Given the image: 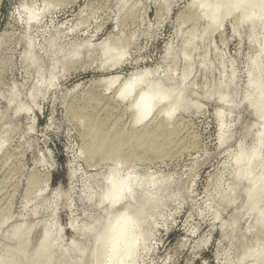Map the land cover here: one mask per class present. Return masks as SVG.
<instances>
[{"label": "rangeland", "instance_id": "obj_1", "mask_svg": "<svg viewBox=\"0 0 264 264\" xmlns=\"http://www.w3.org/2000/svg\"><path fill=\"white\" fill-rule=\"evenodd\" d=\"M124 1L126 7L121 0H0V127L8 132V147L0 153V219L10 217L4 227L7 230L0 231L2 239L16 224H33L36 228L29 240L35 247L41 239L40 226L54 222L63 228L64 242L69 243L75 238L69 230L71 220L82 226L104 215L105 206L101 209L98 201L84 198L92 190L103 189L102 179L112 166L114 153L99 149V139L92 136V130L108 131L124 125L129 129L132 111L126 109V103L118 105L113 100L117 88L107 91L104 84L94 83L96 79L110 74L127 77L134 71L157 68L158 77L171 74L178 85L185 67L184 41L192 29L198 33L204 29V20L195 10L186 12L190 0H171L169 10L161 0ZM44 5L49 10L41 22L29 27L28 18L41 13ZM132 9L134 14L127 15ZM182 14L185 19L180 22L178 16ZM235 19L229 18L221 30L192 52L187 95L199 110L180 113V127L166 132L156 145L139 148L133 140L120 148L119 158L126 167L135 165L138 175L151 174L176 183L171 191L176 195L173 202L154 219L155 250L149 259L155 264L237 261L256 237L254 230L247 231L254 216L240 209L245 202L241 189L235 206L219 198L220 192L226 193L233 186L232 156L240 143L246 149L252 147L257 128L252 113L240 101L249 81L248 60L256 56L258 48L249 42L248 27L240 26L236 32ZM115 29L117 35L130 41L126 46L128 56L118 68L102 70L99 44ZM74 48L81 49V57L64 65L62 58ZM28 50L30 60L25 62ZM204 62L206 69L202 67ZM234 71L231 93H241L235 99L240 105L229 119L231 142L223 150L218 146L215 115L219 103L216 96L210 100L206 94ZM53 75L56 78L50 89L31 99L35 86ZM16 107L22 110L20 115ZM38 191H43L40 198ZM35 208L40 212L33 216ZM55 212L57 218L52 217ZM223 233L228 237L223 239ZM9 240L1 241L0 249L11 245ZM5 247L1 253L8 252L10 247Z\"/></svg>", "mask_w": 264, "mask_h": 264}, {"label": "bare ground", "instance_id": "obj_2", "mask_svg": "<svg viewBox=\"0 0 264 264\" xmlns=\"http://www.w3.org/2000/svg\"><path fill=\"white\" fill-rule=\"evenodd\" d=\"M169 1L171 0H161V5L167 10H169V6H170ZM189 2L191 3V0ZM190 3L186 9V12H191L192 10H195L196 13H199V18L201 20H204L206 25L204 29L200 31V33H198L195 28L189 31L188 37L184 41L183 58L185 61V67L183 74L180 78V81L176 86L173 82L174 77L171 76V74H168L165 77L163 76L156 77L152 81L153 84L159 81V83L161 84V89L158 90H162L166 94L171 92L173 94V97H175L177 91L182 93V99L178 101L177 104H169L167 106L168 108L178 106V111L174 114V118L169 119L168 117L163 115V112L167 110L165 105L158 100L152 99L151 95H149L144 100L143 105H140L139 95H136L134 97H129L127 100L118 99L117 93L120 86L117 87V89L114 92L115 95L113 96V100L118 105H124V103H126L128 105L126 109L127 110L129 108L131 109L132 118L129 124L130 128L127 129L126 127L127 125H124L120 129L115 126L113 128L111 127L110 130L112 131L110 130L106 131V129L103 127H102L103 128L102 131L101 128L97 130L96 129L92 130V136H94L95 138L98 137L99 139L98 140L99 149L101 150L108 149L106 151L107 153H114L112 155L114 156V160L116 158H119V156H121L120 148H124L126 145H129L130 141L134 140L135 142H137L138 143L137 147L139 148H142V146H147L152 144L156 145V142L162 138V135H164L166 132L172 133L178 128L179 126L178 118L179 115H181L180 113L187 112L191 108L199 110L200 107L196 106L194 103L192 104L187 95V92H189L188 81L192 74L191 68L193 66V62L191 60L192 52L197 48L199 44L206 42L211 38V36L214 33L221 30L224 27L225 22L233 16H236L235 20L237 23L236 25L238 26V28H236V32L239 33L240 26L248 27L249 42L251 45L258 48V52L256 56H253L248 60L249 81L247 83L246 91L242 94L240 101L241 104H244L250 110L252 116L256 121L255 125H257L256 126L257 128L253 126L251 128V129L255 128V137L252 147L257 143L259 139V133L261 131H264V120H261V115H262L261 94L262 91H264V62L258 59V54L260 52V42L262 39H264V37H262V30H261V20H260L261 10L259 7L260 0H246L247 6L238 12L234 10H217L215 8L205 9L203 12H201V10L197 8L190 7ZM208 3L210 5H214L215 3H217V0H208ZM120 4H122V7H126L124 0H121ZM44 6L45 7L41 13L39 14L33 13L28 18L27 24L29 27L31 25L36 26L39 22H41V17L49 10V7L47 5ZM217 13H219L221 16H223L226 13L227 18L223 19L222 24L220 26L218 27L214 26L211 29H209L207 22L203 17H205L207 14L216 15ZM133 14H134V9L130 10L127 15H133ZM178 18L180 22H183L185 16L184 14H182L178 16ZM116 31L118 30L115 29L112 34L107 36L99 44V49H101L102 62L101 61L100 62H101L102 70L107 68L108 70L112 71L115 68L121 66L122 63H120L118 58L119 53L125 50L128 43H130V41L127 42L125 39L120 37V35H117L118 32ZM53 46L54 45L52 40L50 41L49 47L52 48ZM87 47H89V45ZM80 48L78 49L74 48V50L70 54L65 55V58H62V63L64 65H68L74 62L73 60L75 61L79 60V58L81 57L79 55V52H81ZM169 50L170 48H168V51ZM30 51L31 50H28L24 53L25 62H28L30 60ZM168 51L166 58L169 55ZM89 57L92 56L90 55ZM254 60L255 63H253ZM115 65H119V66H115ZM202 67L205 69L207 68L206 62L202 63ZM138 71H142V70H138ZM152 71L154 73L159 72L157 68H155ZM38 76L41 77V79L43 77L42 68H40V66L38 67ZM115 76H121V75L118 74L104 75L101 76V78L96 79L94 83L98 85L104 84V87L107 90L111 85V78ZM55 78L56 75H53L52 79L49 81L44 82L41 80V84L36 85L33 92L30 94L31 99H35L36 97H38V94H40V92L42 91L47 92V90H49L50 87L52 86ZM235 78H236L235 71L230 75L229 78L227 77V75L223 76L221 82L218 84H214L212 86V89L208 90L206 94V97L209 99L213 98V96H216L217 101L219 103V108L215 111V115L217 118V131L219 135L218 146L220 147V149L222 148L223 150L225 149L226 145H228L231 142V131L228 126L229 119L235 113L234 112L235 109L240 105V104L237 105L235 99L241 93L239 94L238 91H235V93L233 91L234 94L231 93L232 88L234 87L235 84ZM79 85L80 83L74 88V90L78 89ZM13 101L14 98L10 99V102ZM16 113L20 115L22 113V110L19 107H16ZM123 137L124 138L127 137V138L122 139ZM240 145L241 143L239 144V149L237 150L236 154L232 156V163L234 167L232 174V179L234 181L233 186L226 193L220 192L219 198L221 199V201L225 202L226 205L235 206L238 199L237 197L239 196L238 192L241 189L244 195L245 202L244 204L242 203L243 204L242 207L240 205L239 206L241 207L240 209L243 210L246 209L248 213L254 216L252 224L249 226L247 231L254 230L253 232L256 233V237L254 238L251 244L252 246L245 249V251L242 252V255L239 257V259H237V261L244 258V262H246V264H264V245H263L264 226H262L261 223H259L260 221L259 212L253 210L254 208L258 209L259 207V197L255 196L251 201L249 200L248 197L249 190H252L255 187V185L258 183V177L260 176L261 161L259 159L252 160L250 158V153L247 150L243 152L241 151ZM237 159H239L240 161L239 164L236 162ZM140 161H142V159ZM126 165L127 164L125 162V168L123 169L124 174L127 175L129 174V172H131V174L134 177V182H136V180L138 179V183L140 185L135 191V207L144 209L148 217L155 219L160 214V211H162L165 207L171 204L170 202L173 200V198H175L176 195L172 194L171 191L176 185V183L173 181L170 182L163 181L161 180V178L158 177L156 178L151 176V174L138 175L137 171L134 170L136 169L135 165L133 166L130 165L128 167H126ZM69 178L71 181L74 178V173L72 170L69 173ZM105 187L106 185L104 184L103 188ZM38 192L39 193L37 194V197L39 198L42 197L43 191H38ZM91 194L92 191H90L89 194L86 196L87 198L84 199L90 201L89 198ZM239 206L237 207V209L239 208ZM105 207L106 210L104 211V215L92 224H82V226H78L73 220H71V222L69 223V230H71L75 234V238H73L69 243L64 242L63 239L64 231L62 232L63 228L61 229L56 227V223L54 222H44L40 226L41 228L40 243L36 245L37 243L35 242L34 245H36L37 247L33 246L34 247L33 248L31 246V242L29 238H30V234L32 233V231L33 232L35 231L34 228L36 227L33 224H27V223L16 224V226L14 225L12 229L10 228L8 232V236L5 238L6 240L7 238L8 240L10 238V240H12L11 245L12 242L13 245L12 247H10L11 245L6 246L8 245L6 244L7 241L5 242L6 245L4 246L2 245L3 247L6 246L5 248L8 247L10 248L7 253L5 252L6 250L2 252L3 254L6 253L5 255H3L0 252L1 253L0 262H2V264H63V263L93 264V261L95 259L102 258V248L101 245H98L97 243L98 233L95 231L93 226L97 225L98 222L106 221L110 210L107 206ZM119 207L122 208L123 205ZM39 212L40 210L38 208H35L31 212V215L36 216ZM4 214L5 213H3V215ZM56 215L57 213L55 212L52 215V217L57 218ZM9 218L10 217H7V215H4V217L2 216V218L0 219V231L4 230L7 227L6 225L9 221ZM153 219H149L148 224L146 225V230L149 231L151 235H152V230L155 226V224H153ZM214 219H218V215H215ZM233 230L235 231V228H233ZM225 233H223L224 235H222L223 239L224 237L227 236V235L225 236ZM2 237H0V242L5 240L2 239ZM76 237H78V239ZM232 248L233 247L231 246V249Z\"/></svg>", "mask_w": 264, "mask_h": 264}, {"label": "clouds", "instance_id": "obj_3", "mask_svg": "<svg viewBox=\"0 0 264 264\" xmlns=\"http://www.w3.org/2000/svg\"><path fill=\"white\" fill-rule=\"evenodd\" d=\"M246 6V0H217L214 5H210L208 0H191L190 3V7L197 8L201 12L209 8L238 12ZM259 7L261 10L262 37H264V0H260ZM203 18L206 20L209 29H211L214 26H220L223 19L227 18V14L225 13L223 16L219 13L216 15L207 14ZM132 38L135 39V36ZM127 56L126 49L121 51L118 57L120 63L125 62ZM258 59L264 62V39L260 42ZM253 63H255V60ZM158 75L150 69H143L142 71L131 72L127 77L115 76L111 78V85L107 91L120 86L117 93L118 99L127 100L129 97L139 95L140 105H143L144 100L151 95L152 99L165 105L167 110L163 112V115L172 119L178 111V106L171 108L167 106L177 104L182 99V93L177 91L175 97H173L171 92L166 94L162 90H158L161 89L159 81L155 84L152 82ZM261 107V120H264V91L261 94ZM79 123L83 125L84 120L81 119ZM7 135V130L0 127V153L8 147V141L5 139ZM240 149L242 152L247 150L252 160L259 159L261 161L258 183L252 190H249L248 197L250 201L255 196L259 197V207L253 210L259 212V223L264 226V131L259 133L258 141L251 149H246L243 143H241ZM236 162L239 164V159ZM124 168V160L120 158L113 160L112 166L103 177L106 187L100 191L92 190L89 198L90 202L98 200L99 206H107L110 210L105 222H98L97 225L93 226L98 233L97 243L102 248V258L95 259L93 264H155L154 261L149 259V254L155 250V243L152 240L151 233L146 230L149 219L153 218L148 217L144 209L135 207V191L140 185L138 179L134 182L131 172L127 175L124 174ZM121 205H123L122 208L119 207ZM153 224H155L154 219ZM192 235H196L195 230H193ZM162 264H169V261H163ZM222 264H244V258L239 261H224Z\"/></svg>", "mask_w": 264, "mask_h": 264}]
</instances>
